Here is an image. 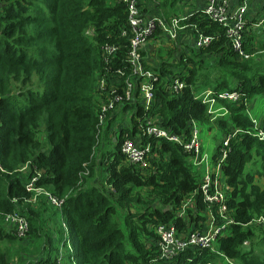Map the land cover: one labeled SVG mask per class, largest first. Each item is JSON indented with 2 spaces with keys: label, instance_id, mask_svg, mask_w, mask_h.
Instances as JSON below:
<instances>
[{
  "label": "trees",
  "instance_id": "16d2710c",
  "mask_svg": "<svg viewBox=\"0 0 264 264\" xmlns=\"http://www.w3.org/2000/svg\"><path fill=\"white\" fill-rule=\"evenodd\" d=\"M257 18L250 20L251 33L245 34L246 51L252 58L255 35H264L253 32ZM183 25L196 26L215 40L189 58L196 66L188 75L179 65L144 63L159 79L154 109L145 110L137 81L133 100L120 108L124 116L130 112V125L117 131L115 151L102 152L104 126L99 127L98 115L106 99L98 95V80L106 70L101 47L117 45L120 51L112 58V70L125 67L123 61L130 51L126 6L117 0H0V165L4 170L0 172V247L18 240L3 223V217L17 212L29 221V237L39 242L38 248L50 241L51 249L54 242L59 253L60 248L64 250V264H168L159 261L157 226L173 224L180 232L201 229L207 205L201 192L203 179L193 171L191 156L167 140L144 137L140 126L160 115L172 133L190 136L192 122L212 121L209 107L196 94L207 87L218 92L241 90L244 100L251 101L264 94V62L254 65L241 60L224 28L203 14ZM261 48L264 53V40ZM206 58L212 61L214 75L201 83ZM176 78L187 85L180 93L167 89ZM107 83V92L117 88L125 94L126 78L111 74ZM225 106L228 113L217 121L222 131L226 136L236 129L243 131L231 140L222 167L231 188L228 206L235 224L219 238L218 253L189 250L172 264H223L227 260L264 264V224L257 223L264 218V141L256 136L244 104ZM116 113L109 114L106 124ZM41 131L46 132L49 153L45 134L39 138ZM107 137L104 141L109 144ZM138 137L143 145L152 146L147 170L129 164L121 151L126 139ZM223 147L224 141L216 150L215 165ZM255 154L262 157L263 166L252 176L246 168ZM28 165L29 173H24ZM96 166L103 167V183L109 191L97 185ZM35 170L42 174L37 186L63 201L61 208L55 207L62 219L59 237L46 233L45 200L35 208L28 204L32 195L26 185ZM190 201L197 211L188 208L181 217ZM40 258L29 264H56V258ZM11 259L8 249L0 251V264H11Z\"/></svg>",
  "mask_w": 264,
  "mask_h": 264
},
{
  "label": "built area",
  "instance_id": "2783aa9c",
  "mask_svg": "<svg viewBox=\"0 0 264 264\" xmlns=\"http://www.w3.org/2000/svg\"><path fill=\"white\" fill-rule=\"evenodd\" d=\"M126 6L128 14V27L130 38V51L128 52L127 60L123 61V69L113 71L112 58L119 53L120 49L117 45L105 44L101 47L102 57L104 58L106 74L99 78L98 95L105 98L100 105L98 120L99 127L105 126L109 114L118 113L121 106L133 100V92L137 88V81H140L139 89L142 99V105L147 112L153 110L155 101V83L159 81L158 77L144 67L145 59L143 52L150 44L152 38L158 31L162 29L171 40H177L179 33L184 29L183 23L191 19L193 16L203 14L211 21L220 25L226 32L227 39L235 54L241 60H249L252 56L246 51L245 34L249 32L248 23L251 16L255 14L251 6L253 0H238L236 4L228 0H206V6L202 12L198 14H190L184 17L174 18L170 25L164 22L161 18H148L145 16L142 0H117ZM254 18V19H255ZM263 23L253 26V32L256 33L262 29ZM197 34V49H204L211 45L215 37L205 36L196 26L191 25ZM257 29V31H255ZM123 36H128V32H124ZM146 64V63H145ZM127 70V71H126ZM111 74H116L120 78H126L125 94L118 93L117 88H112L107 92V77ZM185 81L176 78L170 84H167V89L173 93H180L186 88ZM245 95L241 90L236 91H215L213 89H202L196 94V99L202 101L203 104L209 107V113L216 115L217 118L225 116L228 111L218 109L222 104H241ZM224 111V112H223ZM116 113V114H117ZM255 124L256 136L260 141H264V127L256 120H252ZM140 131L144 137L153 139H164L173 144L181 146L184 151L191 156V162L194 167H199V160L203 158V149L200 141V130L198 123L192 122V131L190 136L177 135L171 132L163 125V120L160 115L149 117L145 123L140 126ZM243 134L242 130L236 129L233 133L224 139V147L221 149V155L218 160V166L221 167L227 160L231 151L229 148L231 140ZM122 154L127 162L136 166L139 169L147 170L151 165L152 146L150 144L143 145L141 137L138 139H126L121 146ZM28 166L23 168L26 171ZM0 172H4L0 165ZM42 177L40 171L35 170L34 176L26 185L27 191L32 195L31 202L37 196L45 197L52 206L61 208L63 201L54 196L51 192L37 186L38 181ZM201 192L204 197V202L207 205V212H210V219L207 224L200 223L201 229H192L187 232H180L173 224H161L156 228V234L159 238L157 247L159 251V261L168 264L176 262L179 257L189 251H206L212 250L216 253L215 246L218 240L223 236L227 229L235 224V221L230 217L228 206V194L231 188L223 182L214 179L210 174L203 178ZM194 202L190 201L186 204L181 217L186 215L188 208L197 211L194 207ZM229 212V214H228ZM3 223L7 230L15 233L18 239H26L30 234V224L26 217L20 213H13L3 217ZM258 224H264V218L257 220ZM64 250L61 248L59 256L56 258V264H64ZM218 253V252H217ZM223 256V255H222ZM228 264H234L227 260ZM152 264H156V261Z\"/></svg>",
  "mask_w": 264,
  "mask_h": 264
},
{
  "label": "rangeland",
  "instance_id": "374dc122",
  "mask_svg": "<svg viewBox=\"0 0 264 264\" xmlns=\"http://www.w3.org/2000/svg\"><path fill=\"white\" fill-rule=\"evenodd\" d=\"M254 18H255V15H252L251 20ZM262 28H264V26H262ZM263 31L264 29H262L261 31H257L256 33L260 34ZM260 37L257 38L254 42V50L256 53L253 55V58H251V60H248L251 64H254V65H260L262 64V62H264V58H263L264 53H261L262 41L264 39ZM191 56H193V54H191ZM203 60L205 63V68L207 70L204 71L203 76L202 75L200 76L201 80H199V82L201 81V83L205 78L211 77L212 75H214L213 70L210 68L211 67L210 63L212 62V61H209L210 58H206ZM189 66L190 68L194 67L192 63ZM179 67L181 70L186 71L187 75L189 74L190 70L185 64H180ZM232 84H234V81H232ZM195 88L196 86H194V89ZM241 104H244L247 107L246 113L252 120H256L259 123H262V122L264 123V94L254 97V99L251 101L243 100ZM218 109H225L228 111L225 105L219 106ZM225 116L217 118L216 115H212V119H211L212 121L209 124H198L199 130H200V141H201V145L203 149V154L207 155L209 160L216 153L217 148L222 145L225 139L224 136L227 135L224 131H222V128L217 124V121L220 120V118L221 119L224 118ZM129 117L130 116H126V115L119 116L116 122V126H115L116 129L120 130L122 126H125V127L129 126L130 125ZM224 121L227 122L228 120H224ZM104 133H105V130L103 129V134ZM39 134H40L39 138L41 140L43 138V135L45 134V141H46L45 146L49 153L51 150V146L47 142L46 132L41 131ZM104 143L105 141H104V138L102 137L101 147H104ZM101 147L99 149L103 151ZM107 150L113 151L114 147L108 146ZM97 155L100 156L101 152L98 153ZM262 166H263L262 157L261 156L259 157L255 154L254 159L252 163L248 165L247 170H249V172L253 176L256 174L257 170L262 171ZM96 168H97V172L94 178L96 183H98L100 187H103L104 189H108V187H105V185L103 184L102 169L97 166ZM193 171L196 172L197 174L200 173L203 175V173H201L203 171L202 167L201 168L193 167ZM24 173H29V168H27V170L24 171ZM256 181H258L259 185L262 184L261 180L256 179ZM41 199H44L45 202L47 203L43 207L45 218H46V222H44L46 233L50 234L51 236H55V238L59 237L61 225H62V219L60 218L59 215L55 214V212L57 211L55 207L52 206L50 202L43 196H37L28 204H30L34 208L38 207L39 204L42 203V201H40ZM132 212H135V211L133 210ZM121 228L124 234L128 236V231L126 229L125 224H123ZM72 236H74V234ZM38 246H39V242L37 240H32V238L28 236L26 239H23V240L18 239L15 243L8 244V245H2L0 247V251L1 253H4L5 251H7V249L10 251V257L12 258L11 264H29V261L37 262L39 259H41L40 257H42L43 259H45L46 257H51L54 260L56 256H58L57 253L59 254L58 252L59 247H57V244L55 245L54 242H53L52 249L50 247L51 246L50 241H49V244H47L45 248H42V246L38 248ZM37 249H39L41 254L38 253ZM63 257H65L64 252H63Z\"/></svg>",
  "mask_w": 264,
  "mask_h": 264
},
{
  "label": "crops",
  "instance_id": "0c3cea01",
  "mask_svg": "<svg viewBox=\"0 0 264 264\" xmlns=\"http://www.w3.org/2000/svg\"><path fill=\"white\" fill-rule=\"evenodd\" d=\"M228 1H230L233 4H236L238 2V0H228ZM142 5L146 17L161 18L164 20V22L170 25L171 21L174 18L184 17L190 14L195 15L198 14L199 12H202L206 6V0H142ZM251 9L252 11H254L255 14H258L256 25L258 26L259 23L264 24V0H253ZM250 31L251 29H249V32ZM255 31H257V29ZM262 33L264 34V31L261 32L260 34ZM255 36L256 39L260 37L257 35ZM260 38L264 39V35L261 36ZM196 44H197V34L191 25L184 26V29L180 31L177 40L169 39V37L165 35L162 29H158L156 35L152 38L150 44L145 48V51L143 52L145 63L147 64V66L148 65L156 66L160 62H167L172 65L178 66L182 62H184L188 67V69L191 71L192 69L195 68V64L192 63L194 67L190 68L189 65L191 64V61L189 60V58L190 59L195 58L196 53H198L199 49H197ZM191 54H193V56H191ZM122 112L124 111L122 110L118 112L115 119H113L111 122L109 121L104 126L105 133L103 134V138L105 139L108 136L107 133L109 131V137H107V139L110 140V143L107 144L108 142L105 141L104 147H101L100 144L99 148L101 147L103 151H106L108 146H113L114 147L113 151H115V148L117 147L118 136H119L117 131L119 130H117L115 126L118 117L124 116ZM125 115L130 116V112L129 111L126 112ZM214 156L215 154L209 160L207 155H203V158L199 160V168L201 167L203 168V171L201 172L203 173V175L199 173L198 179L202 180L207 174H210L214 179L219 180L220 182H223L226 185L225 177L222 172L223 165L221 167H219L218 164L215 165ZM100 168L102 169V179L104 180L105 173H103V167ZM246 172H249L247 168H246ZM262 185L263 182L262 184H260V186ZM205 216H206V221L204 223L207 224L208 220L210 219V212L209 211L207 212L206 210ZM217 246L218 245L215 246L216 252H217ZM30 262L35 263V261H29V263ZM225 263L228 264L226 261L223 264Z\"/></svg>",
  "mask_w": 264,
  "mask_h": 264
}]
</instances>
